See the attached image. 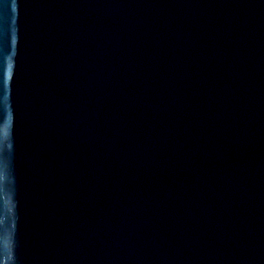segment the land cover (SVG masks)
Wrapping results in <instances>:
<instances>
[{"label": "water", "instance_id": "1", "mask_svg": "<svg viewBox=\"0 0 264 264\" xmlns=\"http://www.w3.org/2000/svg\"><path fill=\"white\" fill-rule=\"evenodd\" d=\"M0 264H202L151 0H0Z\"/></svg>", "mask_w": 264, "mask_h": 264}]
</instances>
